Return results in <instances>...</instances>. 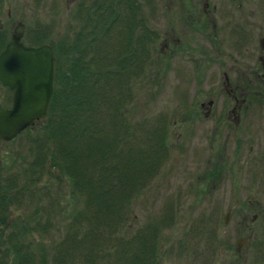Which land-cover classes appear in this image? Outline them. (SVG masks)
Instances as JSON below:
<instances>
[{"label": "rangeland", "instance_id": "rangeland-1", "mask_svg": "<svg viewBox=\"0 0 264 264\" xmlns=\"http://www.w3.org/2000/svg\"><path fill=\"white\" fill-rule=\"evenodd\" d=\"M78 1L0 0V28L9 38L13 25L21 21L24 43H33L34 33L44 35L43 42L55 46L54 52L62 41L83 43L90 38L81 58L93 71L108 69L109 74L118 69L112 67L120 58L125 62L129 70L116 92L124 95L130 124L109 162L125 177L122 188L129 185L133 191L127 214L116 224L97 225L78 237L81 243L69 237L79 225L74 211L86 209L83 196L72 199L67 182L55 171L51 174L47 162L42 166L36 160L33 139L38 127L32 124L13 138L0 140V185L17 192L9 205L6 230L10 225L17 230L21 217L34 226L25 238L33 239L36 255L42 245L48 247L46 264H56L53 255L62 240L67 252L83 243L79 250L90 247L92 257L85 259L84 251L79 255L74 248L72 260L64 256L60 264H125L117 254L129 238L150 233L152 227L154 264H264V154L258 147V141L261 147L264 142V123L259 89L255 84L249 88L246 100H252L248 107L253 112L235 128L227 122L212 128L210 119L201 118L198 105L212 99L215 113L229 108L223 72L232 85L240 70L249 73L241 66L243 56L246 63H256V31L250 32V41L239 39L247 37L249 21L253 28L254 22L260 23L264 0H138L133 6L131 0H83L85 5ZM93 1L101 3L103 12V3L117 4L109 25L85 21L83 8L89 13L100 9ZM204 11L216 15L215 31L209 19L199 16ZM137 17L141 24L136 30ZM142 31L151 35L138 56ZM54 54L58 67L67 64L64 56ZM9 96L0 87V103L8 106ZM154 125L165 131L162 152H150L155 138L147 131Z\"/></svg>", "mask_w": 264, "mask_h": 264}, {"label": "trees", "instance_id": "trees-1", "mask_svg": "<svg viewBox=\"0 0 264 264\" xmlns=\"http://www.w3.org/2000/svg\"><path fill=\"white\" fill-rule=\"evenodd\" d=\"M95 2H92L93 5ZM94 6H97L96 8L100 6V9L91 10L90 13L87 8L82 9L85 21L92 19V26L99 20L109 25L114 18L117 4L103 3L104 12L101 3ZM140 21H142L141 18ZM34 34L31 40L32 44H39L44 41V35ZM80 34L82 33L76 34V40L79 39ZM150 35L144 32L139 34L137 39L138 56L141 50H144L143 43L149 40ZM7 39L5 32L0 28V49ZM91 41L90 38H87L83 43L73 40L66 41L67 43L62 41V44L58 46L55 52L64 56V61L67 64L58 67L54 60L56 63L54 62L53 94L47 113L43 120L38 119L33 123L38 127H35L38 132L33 139L35 150L38 151L36 152L38 154L36 160L42 166L43 162H47L46 167L49 172L54 174L55 171V175L58 174L59 178H63L67 182L69 196L72 199L78 200L82 198L80 195L83 196L82 202L86 209L74 211L75 207H71V210L74 211V218L77 220V217H80L77 221L79 225L75 230H72V235L69 236L72 239H77L88 231L91 233L101 223L116 224L121 220V215L126 217L127 206L133 192L130 191L131 186L129 185L127 189L122 188L125 183L121 184V182L125 177L111 161L109 162L116 142L122 139L130 124L126 122L128 116L125 114L127 110L123 106L124 95L123 93L119 94V91L116 92L120 90L121 80L125 78L124 72L128 71L129 68L125 67V62L121 58L112 67L119 70L113 69L109 74H107L108 69L93 71L88 68L82 61L81 54ZM50 46L53 51L55 46L51 43ZM54 53L53 56H55ZM146 62L148 61L146 60ZM107 64L113 66L110 61ZM137 68L141 70L142 67L137 65ZM126 88L129 89V84L126 85ZM111 90L115 92L112 93ZM8 100L10 103V96ZM30 127L32 126H26L23 130ZM156 127L154 125L152 129L147 131L155 138L152 145L154 148L150 149L151 153L154 149L166 150L165 131L163 128ZM144 167H148L147 162H145ZM128 183L130 180L126 181V184ZM120 186L121 189H119ZM16 196L17 192H11L7 186L0 185V264H5L9 254L12 257L8 264H46L48 247L46 248L45 244H41L40 252L36 255L35 247L32 244L33 239L25 238V235L33 231L34 226L32 227L21 217L16 225L18 226L17 230L12 225L6 230L10 224H7L6 221L9 205L13 203ZM18 217L16 216L17 219ZM80 223L83 225L81 226ZM155 234L156 229L153 227L150 233L148 231L138 233L139 236L135 237L136 239L133 241L132 237L129 238L128 243L120 250L121 253L117 255L121 261L124 260L125 264H154ZM77 241L81 243L82 240L78 238ZM134 241L141 242L133 244ZM115 242L120 246L119 241ZM64 243L63 240L60 242L58 252L53 255L56 264L64 256L72 260L74 248L79 255L84 251L85 259L92 257L90 247L79 250L78 246L83 247V243L77 247L74 245V248L72 246L69 252L66 251Z\"/></svg>", "mask_w": 264, "mask_h": 264}, {"label": "water", "instance_id": "water-1", "mask_svg": "<svg viewBox=\"0 0 264 264\" xmlns=\"http://www.w3.org/2000/svg\"><path fill=\"white\" fill-rule=\"evenodd\" d=\"M17 21L0 49V84L12 91L9 106L0 104V140L16 136L45 117L53 94L54 58L50 44L24 43Z\"/></svg>", "mask_w": 264, "mask_h": 264}, {"label": "flooded vegetation", "instance_id": "flooded-vegetation-1", "mask_svg": "<svg viewBox=\"0 0 264 264\" xmlns=\"http://www.w3.org/2000/svg\"><path fill=\"white\" fill-rule=\"evenodd\" d=\"M132 3L131 5L133 6V4H137V0H131ZM83 3V0H79L77 2V5ZM254 14V12H253ZM258 15V13H257ZM199 16L203 17L205 16L207 19H209V21H211V26L212 29L215 31L218 27H215V14L214 13H210L208 11H204L201 12L199 14ZM246 19V18H245ZM259 19H261L260 23H253L254 28L251 27L252 23L249 21L248 22V27H246L245 31H246V36L242 35V37L239 39V41L242 40L243 38V42H247L248 40L250 41V32H255V36H257V43H258V49H255V59H256V63L254 64V62L252 63L254 66V70L251 68V65L246 63L247 60H245L244 58L246 57H242L243 61L241 62V66H245L248 70L249 73L244 74L243 70L239 71V75L237 77V80L233 81L232 85H230V80L228 78V76L223 72V79H224V84H225V93L227 95V99L229 101V108H225L224 110H222L221 112L218 111V113H215L211 106H212V99H207L206 100V104H204L202 101H200L198 103L200 109H199V113L201 115V118L204 120L210 119L211 120V126L212 128H216V126L220 123V122H227V125L232 124V126L235 128V126L239 125L240 121H244L247 120V115L253 112V110L251 108H249V104L252 101L250 98H248L246 100V96L249 94V88L252 87L253 84L256 85V91H259L261 94V100L260 103L261 105H263L262 109H260L259 111L261 113L262 116V122L264 123V12H259ZM138 17L136 18V20L133 23V28L134 29H138ZM218 24H222L220 22H217ZM207 25V22L205 23ZM224 26V22L223 25ZM14 27V25H13ZM12 27V29H13ZM11 29V31H12ZM24 30V28H23ZM11 33V32H10ZM248 34H249V38H248ZM237 60H235L236 62ZM238 66V65H236ZM250 73H252L253 75L251 76ZM257 79V81H256ZM255 82V83H254ZM1 85V84H0ZM1 87H4L5 89H7L10 93H12V91L8 88H6L5 86L1 85ZM245 88H248L247 90ZM204 98V97H203ZM5 106V105H4ZM258 143L261 145L260 141H258ZM263 145L262 147L260 145H258L259 147V152H261L262 154H264V142H262ZM249 148H251V145L249 144ZM262 148V149H261ZM264 158V156H263ZM260 159V158H259ZM225 216H223V221L225 220ZM255 216V215H253ZM241 240V239H239ZM237 240L236 241V247L238 248V246H240V241ZM243 244H246L244 241L242 242Z\"/></svg>", "mask_w": 264, "mask_h": 264}]
</instances>
